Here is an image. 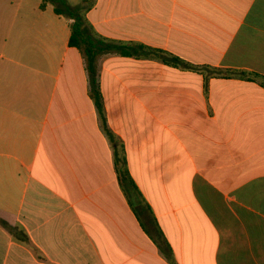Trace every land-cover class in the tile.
<instances>
[{
  "label": "crops",
  "instance_id": "obj_1",
  "mask_svg": "<svg viewBox=\"0 0 264 264\" xmlns=\"http://www.w3.org/2000/svg\"><path fill=\"white\" fill-rule=\"evenodd\" d=\"M66 1L189 67L0 0V264H264V0Z\"/></svg>",
  "mask_w": 264,
  "mask_h": 264
},
{
  "label": "trees",
  "instance_id": "obj_2",
  "mask_svg": "<svg viewBox=\"0 0 264 264\" xmlns=\"http://www.w3.org/2000/svg\"><path fill=\"white\" fill-rule=\"evenodd\" d=\"M48 4L53 6V10L55 14L62 15L66 18L73 20L72 24L70 25L71 35H70L69 43L70 45H74L81 48L83 51L86 60L87 71L92 83L94 96L96 97V101L99 107H100L99 93L96 87L95 76H96V60L100 53H103L105 51H114L124 56H131V55L153 56L173 66L189 67V64L185 63L183 60L161 50H153L143 45H138L135 48H129L128 46L106 44L98 40H93L85 32L80 6H70L66 0H41L40 9H44ZM100 45H103V48H101ZM241 75L244 76L247 75V73H242ZM248 75L251 76L252 78L264 79V77H261L257 74H248ZM122 164L124 166L122 170L121 169L119 170L120 177H123L124 179L128 180V182L132 185L133 189H136L128 174V170L125 166V162L123 161Z\"/></svg>",
  "mask_w": 264,
  "mask_h": 264
},
{
  "label": "rangeland",
  "instance_id": "obj_3",
  "mask_svg": "<svg viewBox=\"0 0 264 264\" xmlns=\"http://www.w3.org/2000/svg\"><path fill=\"white\" fill-rule=\"evenodd\" d=\"M71 1H73V0H71Z\"/></svg>",
  "mask_w": 264,
  "mask_h": 264
}]
</instances>
